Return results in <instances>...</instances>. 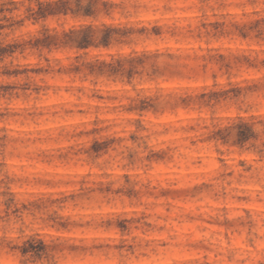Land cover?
Instances as JSON below:
<instances>
[{
    "label": "clouds",
    "instance_id": "1",
    "mask_svg": "<svg viewBox=\"0 0 264 264\" xmlns=\"http://www.w3.org/2000/svg\"><path fill=\"white\" fill-rule=\"evenodd\" d=\"M0 264H264V0H0Z\"/></svg>",
    "mask_w": 264,
    "mask_h": 264
}]
</instances>
